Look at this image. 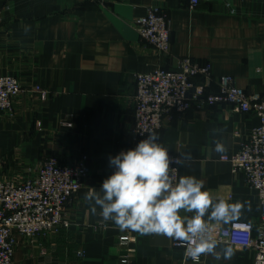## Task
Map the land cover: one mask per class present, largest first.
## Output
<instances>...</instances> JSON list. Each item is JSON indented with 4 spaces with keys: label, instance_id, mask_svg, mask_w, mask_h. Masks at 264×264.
I'll return each instance as SVG.
<instances>
[{
    "label": "crops",
    "instance_id": "crops-1",
    "mask_svg": "<svg viewBox=\"0 0 264 264\" xmlns=\"http://www.w3.org/2000/svg\"><path fill=\"white\" fill-rule=\"evenodd\" d=\"M150 8L170 20L169 55L152 52L135 30L134 22ZM184 57L209 64L213 78L233 77L238 87L264 99V0H198L193 9L192 0H0V74H16L26 92L40 86L51 95L36 102L24 94L10 115L0 113V180L49 155L66 163L88 157L90 167L68 206L72 227L55 243L18 248L12 264H118L117 241L124 234L135 238V264H183L184 252L173 239L120 230L103 221L98 206L93 214L84 197L115 171L109 157L141 141L133 133L136 74L177 71ZM217 91L213 82L206 94ZM259 124L255 115L230 106L199 109L192 103L184 114L167 116L158 131L169 153L190 154L180 177L202 181L214 202L242 205L229 223L209 222L214 228L259 221L257 192L221 161ZM215 140L225 145L224 153L214 150ZM216 244L221 253L231 247L232 257L207 254L204 264H253L251 252Z\"/></svg>",
    "mask_w": 264,
    "mask_h": 264
},
{
    "label": "built area",
    "instance_id": "built-area-1",
    "mask_svg": "<svg viewBox=\"0 0 264 264\" xmlns=\"http://www.w3.org/2000/svg\"><path fill=\"white\" fill-rule=\"evenodd\" d=\"M197 4L198 0H192V9ZM134 27L152 52L161 57L170 54L171 28L166 13L150 8L146 16L134 22ZM213 82L218 91L206 94ZM135 84L133 133L136 140L146 138L150 132H158L167 116L184 114L192 103L199 109L230 106L242 114L259 118L260 124L248 137L241 139L238 150L231 156L221 157L231 173L242 176L257 192L262 207L259 221H233L218 228L209 224L208 235L216 243H227L235 249L251 252L253 264H264V99L238 87L233 77L213 78L209 64L190 57L179 60L177 71L157 68L150 73H137ZM25 89L16 74H0V113L10 115L24 94H29L36 102H45L51 96L40 86L27 92ZM169 156L173 160L170 176L175 184L179 181L181 166L174 162L177 155L169 153ZM89 175L88 157L66 163L49 155L36 167L27 169L26 164L12 178L0 180V264H12L19 245L34 248L55 243L64 230H69L73 218L68 206ZM134 242L135 238L129 234L118 237L117 245L122 251L118 264H135L131 247ZM173 246L182 249L185 255L184 245L174 240ZM206 255H201L199 264H204ZM186 264H193V261L188 259Z\"/></svg>",
    "mask_w": 264,
    "mask_h": 264
},
{
    "label": "clouds",
    "instance_id": "clouds-1",
    "mask_svg": "<svg viewBox=\"0 0 264 264\" xmlns=\"http://www.w3.org/2000/svg\"><path fill=\"white\" fill-rule=\"evenodd\" d=\"M158 141L159 133L153 131L134 149L109 157V165L115 171L102 182L99 191L92 188L84 197L92 204V213L98 206L103 221H112L120 230L162 235L180 242L186 247L185 264L188 259L199 264L205 254L217 260L230 259L231 247H225L222 253L216 251L217 244L208 235V224L229 223L239 216L242 205L222 199L214 202L203 182L194 176L180 177L174 184L170 176L173 160ZM214 145L217 153L226 151L219 140ZM190 158V154H181L174 162L184 167ZM182 211L194 215L182 216Z\"/></svg>",
    "mask_w": 264,
    "mask_h": 264
},
{
    "label": "rangeland",
    "instance_id": "rangeland-1",
    "mask_svg": "<svg viewBox=\"0 0 264 264\" xmlns=\"http://www.w3.org/2000/svg\"><path fill=\"white\" fill-rule=\"evenodd\" d=\"M20 247H22V245H19V246L17 247V249L20 248Z\"/></svg>",
    "mask_w": 264,
    "mask_h": 264
},
{
    "label": "trees",
    "instance_id": "trees-1",
    "mask_svg": "<svg viewBox=\"0 0 264 264\" xmlns=\"http://www.w3.org/2000/svg\"><path fill=\"white\" fill-rule=\"evenodd\" d=\"M147 138V137H146ZM143 139H145V138H143ZM143 139H140V140H143Z\"/></svg>",
    "mask_w": 264,
    "mask_h": 264
}]
</instances>
